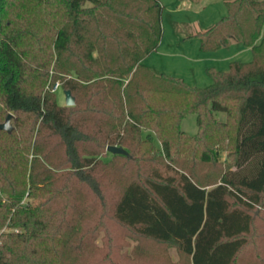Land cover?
<instances>
[{
  "label": "trees",
  "instance_id": "trees-1",
  "mask_svg": "<svg viewBox=\"0 0 264 264\" xmlns=\"http://www.w3.org/2000/svg\"><path fill=\"white\" fill-rule=\"evenodd\" d=\"M223 1L227 14L188 38H200L202 52L235 38L252 59L208 68L213 82L198 87L143 63L162 39L159 0H0V123L14 114V130H0V228L19 229L1 236L0 264L238 262L253 212L264 210V0ZM57 81L76 105L59 103ZM188 114L197 115L194 136L181 127ZM108 146L128 151L115 160L142 166L162 149L178 165L195 151L211 163L216 148L228 149L234 169L208 182L181 167L153 171L108 199L97 172ZM79 189L105 218L176 247L178 261L166 252L149 262L139 248L105 252L96 245L102 219L89 222Z\"/></svg>",
  "mask_w": 264,
  "mask_h": 264
},
{
  "label": "rangeland",
  "instance_id": "rangeland-1",
  "mask_svg": "<svg viewBox=\"0 0 264 264\" xmlns=\"http://www.w3.org/2000/svg\"><path fill=\"white\" fill-rule=\"evenodd\" d=\"M161 4L165 6L163 9V26H165L166 30V40L175 32L182 34H189L196 27L201 25L202 27L207 26L212 22H217L219 18L227 13V8L224 5L222 0H188L184 3L186 6L191 5L189 7H183L179 9V4L181 0H159ZM31 2H28V6H30ZM86 5L90 6L91 3L88 2ZM200 6V7H199ZM202 6V7H201ZM204 6V7H203ZM24 9V8H23ZM174 20L178 21L177 24L174 23ZM182 21H186L189 24H184ZM206 24V25H205ZM170 34V35H169ZM189 46L185 47V49H181L182 44H175V50L177 52H181L182 50L189 51L186 56L180 57L179 54H175L172 61H174L178 67H181L184 70V67L181 64H185L188 66H193L192 69L187 71H181L185 76H190L191 83L190 84L198 87H206L212 83V78L207 73V69L200 67L204 64L208 66L209 62H201V60H196L195 54L193 55L192 43H198V40H195ZM184 48V47H182ZM217 57L221 60L219 63H211L217 70L229 71L230 62L237 60L248 62L252 59V51L250 48L244 46L241 42H239L235 38H231L227 46H223L216 54ZM163 58H167L164 57ZM188 58H190L188 60ZM228 58V59H226ZM186 62L188 64H186ZM210 66V65H209ZM67 77H75V75L68 74ZM186 80V79H185ZM61 82L60 80H58ZM57 81V82H58ZM187 81V80H186ZM63 87H61L56 91L58 95V101L61 105H66L65 103V93ZM76 103H77V97ZM80 99V98H79ZM236 104V103H235ZM76 105V104H75ZM0 112H3V107L0 104ZM216 118L218 121L226 120V114L224 112H217ZM181 127L186 133L191 136H194L198 132V121L196 114H188L182 121ZM162 149V147L160 146ZM217 156H213L215 161L211 163H203L196 159L198 152H193V156L189 157V161L185 162L179 158V165L172 162V160L165 156V153L162 149L159 153L162 156L154 158L152 163L148 162L147 165H140L134 162L128 163L123 162L122 160H115L113 154L106 149V152L100 156V158L106 164H101L98 167L97 172L101 173L106 182V190L105 196L109 199L113 196H116L117 188L119 185L126 180L127 178H136L138 176L149 175L153 171H159L162 174L173 173L175 169H186L194 173L197 176L198 180L203 182H208L211 177L219 178V175L223 173L227 168L231 167L234 169V158L231 156L230 151L228 149L216 148ZM158 158H161L159 160ZM96 176L99 177L97 174ZM79 195L87 200L90 206V212L88 213L89 222L94 223L97 222L98 219H102L104 230L96 235V245L104 248L106 251H111L112 249L118 251V255L123 253L132 254L133 251L138 250V252H145L149 258L147 260L149 262L156 263L157 259L164 256V253L167 252V255L172 258V261H178L179 255L176 247L171 245H165L158 242H155L151 239H146L139 237L135 234V232L129 228L118 225L116 222L112 221L108 216L105 218L106 213L103 211V207L98 204L95 200L94 194L92 192L78 190ZM28 201V198L24 199V203ZM34 203V200L31 199ZM106 211V209H105ZM255 216V226L253 228L252 234L248 237L249 244L244 248L242 253L238 258V262L236 264H264V210L258 209L257 212H253ZM101 222V223H102ZM19 229L13 227L11 224H7L4 227L0 228V243L1 236L3 233H7L9 231H18ZM113 245L116 247L113 248ZM120 246V247H119ZM142 250V251H141ZM116 254V255H117ZM152 259L154 261H150Z\"/></svg>",
  "mask_w": 264,
  "mask_h": 264
},
{
  "label": "crops",
  "instance_id": "crops-1",
  "mask_svg": "<svg viewBox=\"0 0 264 264\" xmlns=\"http://www.w3.org/2000/svg\"><path fill=\"white\" fill-rule=\"evenodd\" d=\"M187 1L188 0H181L180 4H179V9H181L183 7L191 8V5H187L186 6L184 4ZM197 1H200V0H197ZM223 3H224V1H223ZM224 5H225V3H224ZM164 8H165V6L163 5V9ZM226 8H227V6H226ZM227 12H228V10H227ZM225 15H223L222 17H224ZM221 18H219L218 20H220ZM174 23L177 24L178 21L174 20ZM182 23L189 24L186 21H182ZM214 23H216V22H214ZM211 25H212V22H210V24H208L207 26H204V27L199 25L198 27L195 28V30H193L189 34H182V33L175 32L174 34H172L166 40V38H167L166 37V30H165V26H163V16H162L163 35H162V39L160 41L159 47L155 51H153L150 54H148L144 58L143 63L146 64L148 67H150L156 73H165V74H168V75H171V76L181 77L183 79H186L187 81H190V83H191L190 76H188V78H187V76H185V74H183V72H181V71H187L189 69H192L193 66H191V65L188 66L189 64L186 62V64H188V65L181 64L184 67V70H182L181 67H178L177 64L174 61H172L174 58H176V57H174L175 54H179L180 57H184V56L187 55V53L189 51L188 50L187 51L182 50L181 52H177L175 50V48H173V47H175V44H182L183 45L182 47H184V48H182V47H180V48L181 49H185V47H187V46H189L191 44V43H188V42H193L195 40H198V43H192V49H194L193 50L194 51L193 55L195 54V56L197 57L196 60H201V62H206V61L209 62L208 66H206L205 64L203 66H201L199 71H201V68L208 69L210 67H217V66H214L211 63H213V62L214 63L221 62V60L217 57V55H214V54H216L221 49H223V47L218 49V50H216V51H212V52H202L200 50V44H201L200 38H198V37H190V38H188V36H190V35L196 34L198 32L205 31ZM227 45H225V46H227ZM248 48H250V47H248ZM163 56L167 57V58H163ZM189 59L190 58H188V60ZM226 59H228V58H226ZM234 61H237V60H234ZM232 62H230V64ZM212 82H213V80H212Z\"/></svg>",
  "mask_w": 264,
  "mask_h": 264
},
{
  "label": "water",
  "instance_id": "water-1",
  "mask_svg": "<svg viewBox=\"0 0 264 264\" xmlns=\"http://www.w3.org/2000/svg\"><path fill=\"white\" fill-rule=\"evenodd\" d=\"M65 93V103L67 106H74L76 104V98L73 95L70 89H64ZM13 113H9L5 122L0 123V130H5L7 132H12L14 130V126L12 124ZM107 150L112 154H126L128 155V151L124 149L122 146H108Z\"/></svg>",
  "mask_w": 264,
  "mask_h": 264
},
{
  "label": "built area",
  "instance_id": "built-area-1",
  "mask_svg": "<svg viewBox=\"0 0 264 264\" xmlns=\"http://www.w3.org/2000/svg\"><path fill=\"white\" fill-rule=\"evenodd\" d=\"M60 88V83L57 82L53 88L54 91H57Z\"/></svg>",
  "mask_w": 264,
  "mask_h": 264
}]
</instances>
